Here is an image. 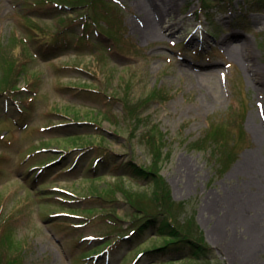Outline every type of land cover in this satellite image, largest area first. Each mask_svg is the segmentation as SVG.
Here are the masks:
<instances>
[{
  "label": "rangeland",
  "instance_id": "374dc122",
  "mask_svg": "<svg viewBox=\"0 0 264 264\" xmlns=\"http://www.w3.org/2000/svg\"><path fill=\"white\" fill-rule=\"evenodd\" d=\"M107 1L94 19L90 8L66 13L44 0H0V45L24 70L21 101L0 99V264H92L101 236L104 245L117 240L109 264H133L163 244L154 229L122 239L132 211L119 190L154 191L150 178L128 167L151 163L142 142L151 127L166 136L162 175L174 199L195 211L209 260L264 264V9L245 0ZM141 9L154 21L160 12L169 30L139 33ZM28 35L31 52L21 43ZM243 46L252 56L241 61L235 54ZM129 84L137 99L154 88L168 94L137 125L123 105ZM227 115L226 127L243 123L246 141L222 167L208 130ZM98 188L108 190L105 200L81 197ZM92 206L103 211L65 213ZM109 214L125 216L121 227ZM151 254L137 264L178 255Z\"/></svg>",
  "mask_w": 264,
  "mask_h": 264
},
{
  "label": "trees",
  "instance_id": "16d2710c",
  "mask_svg": "<svg viewBox=\"0 0 264 264\" xmlns=\"http://www.w3.org/2000/svg\"><path fill=\"white\" fill-rule=\"evenodd\" d=\"M44 1L52 4H57L65 11H67V9L78 11L82 8H90V10L94 13V17H90L94 19H97L98 17V13H96V7H98L100 3H104L105 5L110 4V2L107 0ZM245 1L247 2V5L255 8H252L253 10H256V8L264 9V0H252L255 1V3H252L251 0ZM45 2L42 3L45 4ZM111 15L112 13L107 11L106 14L102 16V20L106 22ZM90 17L88 16V18H86L89 19ZM110 28L112 27H109V29ZM110 31L112 32L111 29ZM60 36V33H54L52 40H58V38L60 39ZM25 39L26 41L21 40V43L24 45V48L26 50H29L31 52V49H33L32 42L34 39H32L29 35ZM14 40L17 41V39ZM14 40L12 42H15ZM14 45L15 43H12L10 45L11 52ZM5 48L6 47H4L3 44L0 45V99L3 98L8 102H20L21 97H16V94L23 95L24 91H19V89L17 88V81L19 77L23 75L24 70L22 72L18 71V65H15L16 61L13 58V54L5 52ZM129 87L130 84L127 85L126 88H123L124 92L128 95V97H125V100H123V105L128 116L132 117V120L134 122L133 125L140 124L145 120V112L151 106V104L158 101H164L168 98V94L163 91V89L154 88L147 96L137 99L136 97L132 96V92H130ZM20 109H24V106H20ZM223 119L224 117H221L219 119L213 118L211 120V128L208 131L209 138L213 142L210 149L213 152H219V163L222 167H225L233 157L237 156L239 151L245 145L244 141L246 140L243 139V136H245L243 123H236L234 125L226 127L225 124L229 120L228 115L225 116L224 120ZM221 120H223V125H217L216 122ZM223 126H225L224 129ZM210 134L212 135L210 136ZM222 134L226 135L227 138L221 141H217L219 139V136ZM142 142L149 150L148 155L151 157V163L148 166L129 164L128 167H131L134 171H139L143 176L150 178V181L154 184V191L150 194L145 191L131 194L130 192H127L126 189L119 190L122 195L124 193V200H126L127 206L132 211L131 215L128 214V216H126L129 219L127 221L129 222V226L126 228L127 234L128 232L132 231V238H135L138 235H143L147 230L154 229V237H156L157 239H160V237H162L165 240H163V244H158L151 248L145 249L144 251H141L140 254H142V257L153 252L163 253L176 251L178 253V255L176 256H168L167 258L161 259L162 261L160 262H157L158 259L160 260V258L151 260L148 262V264H214L211 260H209V255L207 254L209 251L204 241L203 232L195 219V211L193 210V212L189 213L187 202H177L174 199L171 187L162 175L161 171L164 159L163 152L166 149L167 142L165 134H163L155 127H151L150 130L147 131V135L145 136V139L142 140ZM76 165L74 166V169H76ZM121 171L124 172L123 170ZM114 172L119 171L115 170ZM90 174H94L93 179H96V177L100 176L97 170L93 172L91 171ZM107 191L108 190L106 188H98V194H84L81 195V197H85L87 199L88 196H91L97 200H105V197L109 195ZM72 194L76 193L72 192ZM112 194L116 196L117 192L114 191L112 192ZM67 200L68 199L64 198L63 201L65 203H68ZM93 207L98 210L101 209L103 211V207L101 208L99 206H92L85 209H82L81 207L69 208L66 209L67 211L65 213L80 217L81 215L75 214L74 212L79 210L91 211ZM108 216L112 220L111 226L113 227H118V225L119 227H121L120 222L122 221V219L120 218H125V216L114 217L110 214ZM104 237L105 236H103V239ZM146 238H148V236ZM146 240L148 239H144L143 242H145ZM106 242L107 244L105 245L102 242H97L93 247L94 251L96 253H102L103 250L106 249L105 246L109 244L111 245V242L113 243L114 241ZM16 264H20L19 261Z\"/></svg>",
  "mask_w": 264,
  "mask_h": 264
},
{
  "label": "bare ground",
  "instance_id": "6f19581e",
  "mask_svg": "<svg viewBox=\"0 0 264 264\" xmlns=\"http://www.w3.org/2000/svg\"><path fill=\"white\" fill-rule=\"evenodd\" d=\"M155 7H156V5H155ZM157 13H158L159 18H158V20L154 21L153 18L150 15H148L146 10L141 9V15L144 17L145 25L143 27H141L140 25L135 24V29L139 33L148 34L149 36H151L153 38L157 37L158 34L159 35L161 34L162 31L160 32V30H161L160 25L163 26L162 27V28H164L163 31H165V32L168 31L169 29L164 27L165 22L163 21L164 20L163 16L161 15L160 12H157ZM160 16H161V18H160ZM242 49L245 50V53H243L244 52L243 51V52H239L238 54H235V56L239 60L242 61L245 56H250V57L252 56V54L249 52V50H247L246 47L243 46ZM234 53H235V51H234ZM252 75H254V73H252ZM256 83H260V82H256Z\"/></svg>",
  "mask_w": 264,
  "mask_h": 264
}]
</instances>
